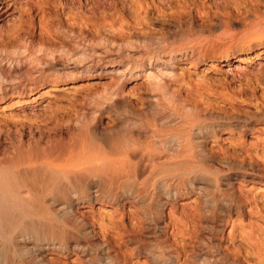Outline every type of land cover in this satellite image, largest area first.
I'll return each mask as SVG.
<instances>
[{
	"label": "bare ground",
	"instance_id": "6f19581e",
	"mask_svg": "<svg viewBox=\"0 0 264 264\" xmlns=\"http://www.w3.org/2000/svg\"><path fill=\"white\" fill-rule=\"evenodd\" d=\"M68 1L79 25L63 26L59 20L51 21V29L64 38L60 43L49 40L45 34L36 38L34 24L22 31L10 26L7 28L13 31H0V94L58 75L60 68L55 65L58 57L68 56L81 64L92 62L94 53L100 59L101 54L94 51L97 47L103 53L115 51L127 57L135 51L140 53L138 65L149 80L150 93L141 101L142 107L133 109L127 104L121 88L113 85L105 88L103 94L89 99L74 117L43 125H0V264H47L43 256L48 249L61 253L78 251L83 255L88 253V245L100 247L104 252L102 257L109 258V247L105 242H96L93 224L78 214L80 206L94 201L116 206L119 201L124 203L126 200L139 208L144 206L149 198L152 200L156 190L153 191L155 182H149L148 176L164 171L171 173L170 169L183 175L189 166L203 168L206 157L208 159L203 148L206 140L231 123L243 132L249 128V117H252L215 113L206 106L191 104L170 89L167 78L165 80L161 73L152 71V64L147 66L143 60L154 62L160 53L170 56L181 50L197 58L205 48L214 49L218 41L226 38L236 47H249L254 37H264V11L260 12L259 3L254 4L253 10L246 9L242 17L238 15L240 19L236 16L244 26L241 32L232 27L235 21L231 14L210 17L207 13L204 17L195 12L198 14L191 15L183 5L186 0H182L183 3L177 0L182 4L180 11L185 13L164 18L165 32L149 34L127 29L110 35L93 28L97 20L105 18L111 10L113 0ZM151 1L156 8L170 2ZM205 1H210L211 5L206 7L201 1L200 9L206 7L219 12L230 8L226 0ZM256 1L261 3V0ZM156 10L163 12V9ZM195 11L201 12L199 8ZM121 24L119 26H124ZM191 37L196 41L192 45L187 48L177 46L178 42ZM239 67H242L241 63L235 68ZM103 114L111 117L113 124L110 127H101ZM222 171L216 168L215 173ZM217 180V177L211 179L215 187ZM178 184L170 186L165 180L161 182L164 188L155 195L154 201L156 214L165 200L168 202L179 193ZM118 188L121 190L117 191ZM201 188L194 184L190 189L201 193ZM222 196L219 207L216 206L220 216L214 213L217 217L214 218L211 211L205 209L199 233L196 231L191 236L193 246L186 255L189 264H244L240 259L223 255L211 240L221 219L232 210L238 213L241 210L239 201L230 195L227 200L224 194ZM154 217L153 214L148 220L144 218L146 227L142 222L144 227L141 224L142 227L138 226L133 233H125L123 241L139 254L140 244L151 235L156 241L152 254L154 264H176L178 250L164 245ZM261 255L263 260L254 264H264V250Z\"/></svg>",
	"mask_w": 264,
	"mask_h": 264
},
{
	"label": "rangeland",
	"instance_id": "374dc122",
	"mask_svg": "<svg viewBox=\"0 0 264 264\" xmlns=\"http://www.w3.org/2000/svg\"><path fill=\"white\" fill-rule=\"evenodd\" d=\"M201 1L206 7L211 5L210 1L205 0H186L183 5L191 15L200 13L201 16L206 17L209 13L208 16L215 17V14H231L235 21L232 27L240 32L244 26L239 19L245 15L246 9L253 10L256 6L254 4L259 3L260 12L264 11V0H261V3L256 0H228V3L226 0L230 8L219 12L206 7L201 10ZM113 2V9L107 11L105 18L97 20L93 30L100 29L101 32L110 35L127 29L149 34L161 33L167 30L162 20L169 16L176 17L182 12L180 11L182 4L177 0H170L169 4L164 6L154 2L158 8L150 3L153 2L151 0H113ZM147 2L149 5H146ZM197 8L201 12L195 11ZM156 9H163V12H158ZM214 11L216 13H213ZM73 12L68 0L38 2L0 0V31H5L9 26L13 30L22 31L34 24L33 32L36 38L45 34L49 40L60 43L64 38L51 29L50 22L59 20L63 26L72 23L73 26L78 27L79 22L76 20L78 18L73 16ZM119 17L123 20L122 24L119 22ZM119 23L124 26H119ZM10 29L8 30L13 31ZM194 41L191 37L181 43L178 42L177 46L187 48ZM218 42L214 49L208 46L197 58H192L181 50L170 56L160 53L157 60L153 59L154 62L152 59L150 62L146 59L143 61L147 66L152 64L151 70L161 73L165 80L167 78L169 88L191 104L206 106L215 113L240 117L252 116L249 117V128L242 132L231 123L218 131L215 137L208 138L205 142L206 147H203L208 159L206 157L201 169L189 166L187 171L189 173L185 172L184 174H187L184 176L180 174L181 172L178 174V171L169 168L173 172L160 171L161 173L156 175L146 176L149 182H155L153 191L156 190L151 196L152 200L149 198L144 206L141 205V209L127 200L124 203L119 201L117 207L99 201L80 206L77 209L78 214L83 215L90 224H93L97 236L96 242L104 241L109 247L107 253L111 256L110 260V256L106 259L102 257L104 252L100 247L88 245L86 247L88 253L83 255L78 251L61 253L48 249L43 256L47 264H154L152 254L156 249L154 248L156 241L151 235L146 236V241L140 244L139 254L123 241L125 233H133L141 224L146 227V220L153 214L157 219L158 231L163 235L164 245L178 250L176 264H189L186 255L193 246L191 236L200 231L204 223L202 214L205 209L211 211L213 215L214 213L216 216L219 215L216 206L219 207L223 194L226 200L232 197L239 201L241 210L239 213L232 210L224 216L219 226L212 232L211 240L217 244L223 255L240 259L244 264H254L257 260L259 262L263 260H261L263 257L261 252L264 250V37L259 39L254 37L249 47H236L227 38ZM95 50L101 54L100 59L94 53L92 62L81 64L68 56L58 57L55 65L60 68V72L53 76L54 78L42 79L36 84H27L20 90L1 93L0 125L20 123L43 125L74 117L89 99L103 94L105 88L113 85L121 88L120 91L129 106L133 109L142 107L150 85L138 65L141 60L140 53L135 51L127 57L115 51L103 53L99 47ZM238 63H241L242 67L236 69ZM112 124L113 121L108 114L101 116V127H110ZM216 168L223 171L216 174ZM213 176L218 179L217 187L211 183ZM164 180L170 186L179 183L180 191L173 199L168 202L165 200L167 203L164 202L156 214L155 195L164 188L161 185ZM194 184L202 186L201 193L190 189ZM216 216L214 218H217ZM145 230L148 233V229Z\"/></svg>",
	"mask_w": 264,
	"mask_h": 264
}]
</instances>
